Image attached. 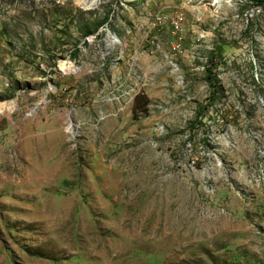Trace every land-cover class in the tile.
<instances>
[{
  "label": "rangeland",
  "instance_id": "obj_1",
  "mask_svg": "<svg viewBox=\"0 0 264 264\" xmlns=\"http://www.w3.org/2000/svg\"><path fill=\"white\" fill-rule=\"evenodd\" d=\"M0 264H264V0H0Z\"/></svg>",
  "mask_w": 264,
  "mask_h": 264
},
{
  "label": "trees",
  "instance_id": "obj_2",
  "mask_svg": "<svg viewBox=\"0 0 264 264\" xmlns=\"http://www.w3.org/2000/svg\"><path fill=\"white\" fill-rule=\"evenodd\" d=\"M259 89H260V93L262 94L263 91L262 88ZM147 105H148V97L144 92L139 91L133 96L132 111L134 114L141 112L146 113Z\"/></svg>",
  "mask_w": 264,
  "mask_h": 264
},
{
  "label": "bare ground",
  "instance_id": "obj_3",
  "mask_svg": "<svg viewBox=\"0 0 264 264\" xmlns=\"http://www.w3.org/2000/svg\"><path fill=\"white\" fill-rule=\"evenodd\" d=\"M80 1L82 5H84L85 7H89L98 3L99 0H80Z\"/></svg>",
  "mask_w": 264,
  "mask_h": 264
}]
</instances>
